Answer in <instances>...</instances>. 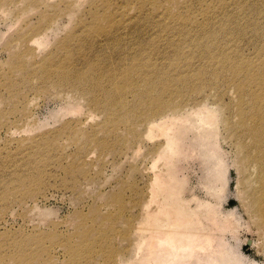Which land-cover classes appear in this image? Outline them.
<instances>
[{
	"label": "rangeland",
	"instance_id": "rangeland-1",
	"mask_svg": "<svg viewBox=\"0 0 264 264\" xmlns=\"http://www.w3.org/2000/svg\"><path fill=\"white\" fill-rule=\"evenodd\" d=\"M187 3L197 21H203L199 15L202 5L197 0H0V264H17L18 254L26 251L37 253L43 264H141L145 259L152 231L144 222H137V217L142 207H154V171L162 168L165 174L167 169L154 150L157 133H150L143 144L135 145L140 133L135 132L130 120H120L111 128V118L107 122L104 110L82 97L75 101L65 98L66 89H57L41 76L48 71L51 76L70 56L64 48L67 45L80 50L72 68L82 71L86 61L94 63L97 59V48L111 46L117 37L121 43L102 50L107 61L100 63L121 66L125 57L131 58V67L134 59L141 57L152 62L153 73L168 70L175 76L177 71L167 68L166 60L178 59V47L180 55L190 56L189 64H184L191 66L186 72L202 69L206 63L194 53L184 33L148 30V16L159 22L157 15L166 8L172 14H183ZM226 3L208 0L207 6H229L222 12L233 11L232 5H223ZM106 15H111L113 23L106 21ZM101 26L105 31L97 32ZM194 34L190 33V38ZM154 38L159 39L155 41L158 47L146 48ZM30 40L35 41L32 44ZM169 40L177 46H167ZM235 44L227 45V51L232 47L234 53ZM241 49L244 57L259 61L253 48ZM45 65H50L49 69L42 68ZM195 80L198 82L192 85L197 84L194 88L199 87V91L191 89L186 96L177 93L169 99L175 104L204 102L212 110L222 107L228 109L226 115L232 123L239 122V97L231 80L212 84L209 74ZM125 98L129 104L134 101L131 93ZM216 112L203 121L198 116L188 117L187 123L199 130L205 121L219 119ZM117 114L121 117L125 113H115V119H119ZM219 127L218 145L195 151L191 146L196 134L187 129L179 134L185 137L182 161L177 160V165L181 164L179 178L184 177L186 183L184 197L190 199L194 194L203 203H214L205 189L210 166L201 163L198 152L214 149L223 153L228 191L220 198L221 207L223 212L235 211L242 220L236 232L225 234L224 240L236 249L239 264H264V230L255 228L239 202L242 185L237 182L234 164L237 154L221 139L223 130ZM184 154L188 155L186 160ZM199 213L206 226L204 211ZM72 246L73 252L68 249Z\"/></svg>",
	"mask_w": 264,
	"mask_h": 264
},
{
	"label": "bare ground",
	"instance_id": "bare-ground-1",
	"mask_svg": "<svg viewBox=\"0 0 264 264\" xmlns=\"http://www.w3.org/2000/svg\"><path fill=\"white\" fill-rule=\"evenodd\" d=\"M226 2L223 5H232L233 11L222 12L229 10V6H216L212 8L214 9L212 11L211 4L207 6L208 0H197L198 5H202V10L199 8V15L203 21L200 22L192 15L193 9L189 3L184 5L183 14H172L171 9L166 8L157 15V19L161 18L159 22L148 16V30L156 34L184 33V39L186 41L188 39L196 50L194 53L210 67L204 65L196 72L194 70L186 72L185 70L191 66L189 65L188 68L184 64H189L190 61L187 59L190 56L180 55L178 47L176 49L178 56H176L179 60L177 58L166 60L170 66L167 68L177 71L175 76L168 70L160 74L153 73L152 62L143 60L141 57L134 59L131 67L128 66L131 58L125 57L122 58L124 64L121 66L119 64L110 66L106 64L107 58L105 54H101V51L120 44V38L117 37L113 39L111 46L109 44L105 46V48L108 47L107 49L97 48V59L94 63L86 61L82 71L80 68H72L74 62L78 61L75 56L76 53H80V50L69 49L67 45L64 48L72 55L68 57L66 54V57L70 59L65 58L62 64L57 65L51 75L54 80L50 81V71L44 72L41 76L47 82L54 84L57 89H66L65 98L75 101L82 97L94 107L104 110L108 116L107 122L109 117L111 118L113 125L111 128H115L120 120L123 122L130 120L135 132L140 133L135 137V145L143 144L146 138H150V133H157L159 139L155 143L154 150L167 169L165 174L160 168L152 175L155 180L153 182L157 185L153 188L154 195L151 198V201L155 203L154 207L153 205L142 207L140 217L136 216L137 222H144L148 226L147 230L151 228L152 231V233L148 231L150 234L149 246L146 244L148 252L141 264H239L236 249L224 240L225 234L233 235L236 232L242 220L235 211L223 212L221 207L220 198L226 196L225 192L228 191V169L222 157L223 153L214 149L204 154L202 151L198 152L201 163L210 166L206 172L205 189L214 198V203H203L194 194H191L190 199H186L187 197H184L185 178H179L181 164L177 165V160L182 161L180 160L181 143L185 137H179V134L184 129L196 134L194 144L191 146V149L194 148L195 151L199 148H209L212 144L218 145L216 140L220 133H218L217 125L222 127L221 139L233 146L237 154L234 164L238 176L237 182L242 185L239 202L250 222L257 226L255 228L264 230V0H226ZM153 6H156V2ZM105 19L108 23H113L111 15H106ZM101 27L102 29L97 32L105 31L103 26ZM112 29L114 28H109V30ZM143 31L145 32L144 29ZM190 33L195 34L190 38ZM100 34L103 33H93L94 36ZM158 36L161 37V35ZM156 40L159 39L149 40L146 48L158 47ZM34 41L30 40L32 44ZM233 43H237L234 53L231 52L232 47L230 52L227 51V45L230 46ZM170 44V40L166 42L167 46ZM171 45L177 46L176 42ZM243 46L253 48L259 61L249 60L248 57L240 54ZM219 47L223 51L220 50L218 53ZM22 58L20 56V59ZM100 60L106 61L100 63ZM48 67L50 65L42 68L49 69ZM206 74L210 75L212 84L228 78L236 85V93L239 97L237 102L239 122L235 120L232 123L226 115L229 113L228 109H222V107L212 110L204 102L198 104L193 102L190 105L175 104L171 98L169 99L171 95H177V93L186 96L191 89L199 91V87L194 88L197 84L192 85V83L198 82L195 79L201 81ZM127 93H131L134 97L131 104L126 101ZM233 97L236 99L235 95ZM189 101L191 100L187 102ZM120 111L125 114L121 117L117 114L119 119H115L114 114ZM215 112L220 113L219 119L213 122L205 121L199 130L187 123L188 117L193 116L195 119L198 116L199 120L203 121ZM184 155L186 160L188 155ZM192 203H194L193 206ZM200 210L204 211L206 226L200 218ZM151 239L153 243L149 244ZM68 249L72 252L74 250L73 246ZM16 261L17 264H43L37 259V253L27 251L20 252Z\"/></svg>",
	"mask_w": 264,
	"mask_h": 264
}]
</instances>
